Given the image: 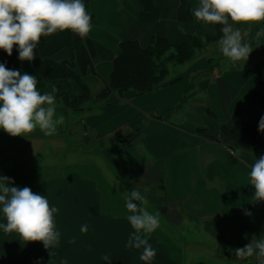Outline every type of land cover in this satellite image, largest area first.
<instances>
[{
    "label": "crops",
    "instance_id": "obj_1",
    "mask_svg": "<svg viewBox=\"0 0 264 264\" xmlns=\"http://www.w3.org/2000/svg\"><path fill=\"white\" fill-rule=\"evenodd\" d=\"M199 2L87 3L92 30L85 38L93 42L92 70L84 72L76 64L74 72L90 96L83 104H95L75 118L82 120L84 134L92 135L93 142L124 130L130 137L116 141L115 175L96 162L98 171L92 173L88 170L92 167L85 165L87 160L68 157V138L57 135L60 126L52 136L37 128L26 138L0 129V175L12 178L13 186H27L46 196L50 207L58 209L53 217L59 233L50 256L42 242H26L15 232L5 234L0 227V264H243L229 249L243 248L253 235H264V204L252 199L255 188L249 184L251 166L264 155V148L230 147L202 130L252 125L264 114L252 98L254 93L264 95V21L233 25L241 31L242 43L252 48L247 61L233 66L226 59L215 65L201 87L185 75L200 63L191 61L179 79L156 90L137 96L128 92L123 98L112 92L107 99L94 101L109 80L120 42L132 40L146 47L156 38L175 44L187 42L190 35L217 37L218 25L194 18ZM218 40L213 44L220 52ZM69 55L64 47L53 59ZM20 71L37 77L41 94L55 96L60 108L57 116L74 112L65 99L82 95L77 81L69 77L45 80L32 61H20ZM182 101L186 106L172 114ZM146 112V119H138ZM133 120H140L134 130L129 125ZM71 128L66 134L69 139ZM60 145L65 148L64 157L55 159L52 150ZM132 189L141 192L150 211L161 214L160 226L146 235L156 251L148 262L140 260L143 247L128 245L135 230L127 220L123 200ZM5 223L0 212V225ZM82 226H87L86 232L81 231ZM191 231L195 236L187 240ZM189 244L208 248V252L190 251ZM247 259H251L248 264H264V257L256 254Z\"/></svg>",
    "mask_w": 264,
    "mask_h": 264
},
{
    "label": "clouds",
    "instance_id": "obj_2",
    "mask_svg": "<svg viewBox=\"0 0 264 264\" xmlns=\"http://www.w3.org/2000/svg\"><path fill=\"white\" fill-rule=\"evenodd\" d=\"M193 16L198 22L222 25L223 35L217 42L219 50L236 66L237 62L247 61L252 48L247 42L242 43L241 31L233 25L264 21V0H200ZM91 20L82 0H0V49L11 56L14 45H18V59L31 62L41 37L68 30L85 38L92 30ZM261 33L264 34V29ZM56 112L55 96L37 90V77L7 69L0 63V129L13 137L26 138L37 128L45 136H52L64 123V117ZM258 131L264 132V116L260 118ZM249 177V184L255 188L252 199L264 201V155L252 164ZM13 185L12 178L0 175V212L6 220L0 227L5 234L15 232L26 242H42L51 256L50 249L59 242L53 217L58 209L50 207L46 196L33 193L27 186ZM144 204L145 197L139 190L125 194L127 220L135 230L128 245L143 247L140 260L148 262L156 256V251L146 235L160 226L161 214L149 211ZM245 214L252 215L248 211ZM81 231L86 232L87 226H82ZM229 250L234 251L237 259L254 254L264 257V235L259 238L253 235L243 248Z\"/></svg>",
    "mask_w": 264,
    "mask_h": 264
},
{
    "label": "trees",
    "instance_id": "obj_3",
    "mask_svg": "<svg viewBox=\"0 0 264 264\" xmlns=\"http://www.w3.org/2000/svg\"><path fill=\"white\" fill-rule=\"evenodd\" d=\"M89 1L82 0L86 11L92 17L87 8ZM181 11H183V4L180 7V13ZM221 27L222 25H218V34L215 38L206 37L203 39L197 35H190L188 41L184 43L169 44L162 38H156L148 46L141 47L132 40L120 42V52L113 60V70L109 80L94 101L107 99L112 92H116L122 98L128 92L137 96L176 81L183 72L176 71V66H188V63L202 52L204 45L209 46L213 40L220 39L223 35L220 31ZM64 47L69 49V57L62 60L53 59V55ZM17 49L18 45H14L11 56L0 49V63H4L7 69L20 71ZM34 53L35 58L32 63L45 80L69 77L81 85L83 93L79 98L65 99L68 107L75 109L80 107L82 102L89 100V93L75 74L74 68L77 64L84 72L88 68L92 70L94 48L90 39L80 38L68 30L57 32L49 37H41ZM209 57L211 56L206 57V61L210 64ZM215 65L214 63L210 64L209 70L213 69ZM252 98L264 109V95L254 93ZM259 121L260 118L252 125L240 124L233 129L221 127L218 131L212 128L202 131L218 137L222 143L230 147L244 145L249 149L261 150L264 148V132L258 131ZM133 124V121L129 122L130 126ZM201 264L208 263L202 262Z\"/></svg>",
    "mask_w": 264,
    "mask_h": 264
},
{
    "label": "rangeland",
    "instance_id": "obj_4",
    "mask_svg": "<svg viewBox=\"0 0 264 264\" xmlns=\"http://www.w3.org/2000/svg\"><path fill=\"white\" fill-rule=\"evenodd\" d=\"M206 37H203V39H205ZM217 46H215L213 44V42H211L209 44V46H205L204 45V49L202 50V52L196 57L194 58L192 61L193 62H200L197 63L195 66H193L185 75L188 78H191L192 80V84L195 80V83L197 84L198 87H201L202 84L205 82V80L209 79L212 75V71L208 70L210 64L214 63V64H223L226 63V59L225 57H223L222 53H220L217 48ZM218 51V52H216ZM205 53V55L203 56V54ZM216 52V53H215ZM207 56H211L210 61L211 63L209 64L208 61H206V57ZM183 70H185V65L181 66L178 65L176 66V71H180L182 72ZM192 86V85H191ZM122 98V97H120ZM92 101V100H91ZM86 101L82 102V104L80 105V107H76L74 110V112L71 114V112H68L67 115H64V123L62 125H60V129L62 130L61 132H59L57 135H59L60 137H66L68 138V149H69V156L68 157H76L77 159H85L88 162H85V165L88 166V168L92 167V169H88L90 172H95L98 171V168L96 167V165H99L101 167H103L105 170H107L108 172L115 174V170L112 168V162L114 160V155H115V147H116V141H122V140H127L130 136L128 131L124 130L123 132L117 134L115 132H113L112 134L106 135L102 138H98L94 141V137L92 135H88V134H84L85 131L83 130V123L82 120L79 118H75L78 115L84 113L86 111L87 107L92 108L95 104V102L90 103V104H83ZM186 106L185 101L180 102V104L173 110L175 113L176 111H178L179 109H183ZM57 107V112L58 110H60V108L58 106ZM60 112V111H59ZM62 112H60L61 114ZM177 113V112H176ZM171 114V115H172ZM149 113L146 112L143 115H140L138 117V119H146V116H148ZM140 122V120H133V125L130 126L132 130H134V127L138 125V123ZM69 123H72V125H70ZM70 126H72L71 130H72V135H71V139H69L70 137H68L66 134L68 133V128ZM115 133V134H114ZM117 134V135H116ZM92 141V142H91ZM53 153V158H62L64 157V151L65 148L63 147V145H60L59 148H53L52 150ZM80 159V160H81ZM61 161V160H59ZM97 163L96 165L94 163ZM90 166V167H89ZM86 168V167H84ZM104 184V183H103ZM102 184V185H103ZM107 192V191H106ZM108 195V193H107ZM110 195V193H109ZM108 195V197H110ZM118 202V201H117ZM123 204L125 206V200H123ZM145 207H147L146 203L144 204ZM148 208V207H147ZM149 210V208H148ZM150 211V210H149ZM195 231H191V233L189 235L186 236L187 240H193L194 236H195ZM175 236V234L173 235ZM177 237V234L176 236ZM187 248L190 251L193 252H208V248H198L196 246H194L193 244H189L187 246ZM247 258H243L242 259V263L243 264H248V260L251 259H247ZM253 264V263H250Z\"/></svg>",
    "mask_w": 264,
    "mask_h": 264
},
{
    "label": "built area",
    "instance_id": "obj_5",
    "mask_svg": "<svg viewBox=\"0 0 264 264\" xmlns=\"http://www.w3.org/2000/svg\"><path fill=\"white\" fill-rule=\"evenodd\" d=\"M264 204V201H261Z\"/></svg>",
    "mask_w": 264,
    "mask_h": 264
}]
</instances>
